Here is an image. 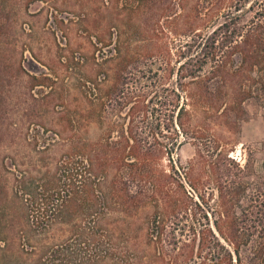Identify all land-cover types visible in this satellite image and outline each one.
Wrapping results in <instances>:
<instances>
[{
	"label": "rangeland",
	"instance_id": "obj_1",
	"mask_svg": "<svg viewBox=\"0 0 264 264\" xmlns=\"http://www.w3.org/2000/svg\"><path fill=\"white\" fill-rule=\"evenodd\" d=\"M152 1L17 7L7 54L29 76H13L0 104V189L15 197L0 264H157L147 232L158 205L174 204L179 236L192 238L228 220L224 188H247L229 219L264 193V72L248 73L239 56L229 73L179 70L231 0ZM57 185L87 195L28 227L15 194Z\"/></svg>",
	"mask_w": 264,
	"mask_h": 264
},
{
	"label": "trees",
	"instance_id": "obj_2",
	"mask_svg": "<svg viewBox=\"0 0 264 264\" xmlns=\"http://www.w3.org/2000/svg\"><path fill=\"white\" fill-rule=\"evenodd\" d=\"M34 1L0 0V104L4 102L3 91L12 87L13 76L20 77L23 74L29 76L23 67L16 65L9 58L7 52L17 7L22 3L28 6ZM139 1H142L143 5L153 2ZM248 13L250 14L247 15ZM235 56H239L248 73L264 72V0H231L223 22L207 38L200 42L194 40V45H190L188 52L182 55L179 70L186 73L183 75L195 77L210 65L211 73L214 75L229 73L231 70L227 68L228 63ZM237 72L240 73L241 70ZM32 79L36 78L33 76ZM36 83L33 86L42 85L38 84L40 82ZM247 95L250 93H242L239 104L243 103ZM125 139L130 143L135 137L130 132V137L125 136ZM138 155L140 154L135 150L129 154L134 157ZM71 159L72 157L66 163L71 164L73 162ZM82 162L87 163L89 170L94 167L90 158L83 157ZM57 186L40 188V192L24 188L28 192L21 191L15 194L16 198L23 196L25 199L28 227L34 229L47 227L49 224L46 223H49L51 217L62 213L73 196L87 195L84 194L87 193L86 188L76 191L73 188ZM257 189V194L248 198L249 203L242 209V216L229 219L234 206L238 205L242 196H246L247 188L242 186L224 188L222 200L228 220L215 221V229L208 224H202L203 228L199 230V234L192 238H184L183 234L179 236L174 204L164 202L162 206L158 205L160 210L150 219L147 232V244L153 254L152 263L158 264L168 256L167 264H264V193L263 188ZM27 194L28 198L24 197ZM84 196L79 197L83 202L86 198ZM14 198L0 189V258L6 251L9 236L7 219L10 214L6 211L5 201L15 200ZM145 258L143 260L148 257ZM140 260L142 261L141 258Z\"/></svg>",
	"mask_w": 264,
	"mask_h": 264
}]
</instances>
